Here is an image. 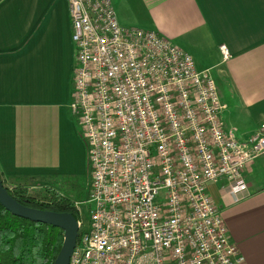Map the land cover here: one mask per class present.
Instances as JSON below:
<instances>
[{"label":"built area","instance_id":"obj_1","mask_svg":"<svg viewBox=\"0 0 264 264\" xmlns=\"http://www.w3.org/2000/svg\"><path fill=\"white\" fill-rule=\"evenodd\" d=\"M68 12L69 110L89 172L69 264H241L208 187L225 180L233 202L246 197L264 119L247 139L227 131L210 72L158 32L121 26L111 0H68Z\"/></svg>","mask_w":264,"mask_h":264},{"label":"crops","instance_id":"obj_2","mask_svg":"<svg viewBox=\"0 0 264 264\" xmlns=\"http://www.w3.org/2000/svg\"><path fill=\"white\" fill-rule=\"evenodd\" d=\"M123 27L158 32L214 79L227 131L247 139L264 119V0H111ZM230 57L223 60L219 46ZM75 49L68 0H0V176L55 187L87 148L69 110ZM245 198L208 187L241 264H264V154L244 171ZM55 182H59L55 184Z\"/></svg>","mask_w":264,"mask_h":264},{"label":"trees","instance_id":"obj_3","mask_svg":"<svg viewBox=\"0 0 264 264\" xmlns=\"http://www.w3.org/2000/svg\"><path fill=\"white\" fill-rule=\"evenodd\" d=\"M6 188L16 201L26 207L66 212L79 218V210L74 203L61 195L55 194L40 201L22 185ZM63 241L64 232L59 228L15 216L0 204V264H55Z\"/></svg>","mask_w":264,"mask_h":264},{"label":"water","instance_id":"obj_4","mask_svg":"<svg viewBox=\"0 0 264 264\" xmlns=\"http://www.w3.org/2000/svg\"><path fill=\"white\" fill-rule=\"evenodd\" d=\"M0 204L15 216L33 222L49 224L64 232V241L55 264H69L70 255L77 241L78 227L76 218L70 213H57L26 207L16 201L4 186L0 176Z\"/></svg>","mask_w":264,"mask_h":264},{"label":"rangeland","instance_id":"obj_5","mask_svg":"<svg viewBox=\"0 0 264 264\" xmlns=\"http://www.w3.org/2000/svg\"><path fill=\"white\" fill-rule=\"evenodd\" d=\"M70 171L68 174L63 175L62 184L55 182V187L44 186L26 188L28 193L40 201L48 200L55 194L61 195L74 203L75 207L79 210V218L84 221L88 219V213L86 214L87 206L84 204L88 192H89V172L86 168H83L81 155L78 158L72 159L71 163L67 166ZM78 203V204H77Z\"/></svg>","mask_w":264,"mask_h":264}]
</instances>
